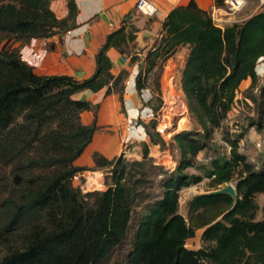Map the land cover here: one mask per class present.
Masks as SVG:
<instances>
[{
  "label": "trees",
  "instance_id": "obj_1",
  "mask_svg": "<svg viewBox=\"0 0 264 264\" xmlns=\"http://www.w3.org/2000/svg\"><path fill=\"white\" fill-rule=\"evenodd\" d=\"M52 1L0 0V264H264V217L256 219V195L264 194V161L256 168L239 151L245 131L223 133L228 155L211 141L246 79L250 83L241 94L257 114L249 124L264 128V83L259 85L256 71L264 60V10L221 27L194 0L172 8L139 66L136 88L139 92L149 73L186 48L180 85L200 130L172 136L180 153L172 170L155 165L146 144L143 161L94 152L93 168L104 171L106 188L83 191L74 185V176L91 167L74 161L98 129L97 106L73 95L105 88L123 104L128 72L114 75L106 52L110 47L128 51L137 28L126 18L108 34L96 53L95 71L86 79L38 75L22 59L21 48L31 39H47L75 26V0H67L63 18L52 11ZM214 5L222 6L223 0ZM85 110L94 112L90 125L81 121ZM151 110L145 132L152 145L165 150L167 143L156 130L157 108ZM208 150L213 156L203 174H187L196 156ZM146 160L152 162L147 169L160 176L152 193L140 189L146 182ZM135 164H140L141 178L129 172ZM203 177L210 188L188 200L184 217L179 193ZM231 182L236 198L210 193ZM136 201L141 202L138 211L133 209ZM197 230H202V245L188 248L186 242Z\"/></svg>",
  "mask_w": 264,
  "mask_h": 264
},
{
  "label": "crops",
  "instance_id": "obj_2",
  "mask_svg": "<svg viewBox=\"0 0 264 264\" xmlns=\"http://www.w3.org/2000/svg\"><path fill=\"white\" fill-rule=\"evenodd\" d=\"M137 0H75L77 14L75 26L65 33H58L47 39H31L21 48L22 59L32 66L38 75H70L77 80L90 77L95 71V56L103 45L106 37L118 29L122 21L129 18L137 28L134 41L128 46V51L121 52L110 47L106 54L112 62V73L128 72V78L123 92V104L115 93L107 95L105 88L98 91L82 90L73 95L97 106L95 122L98 129L93 133L90 143L83 153L74 161L76 166L91 167L77 174L73 180L75 186L83 191L95 184L100 189L105 188L104 172L94 167L92 154L101 153L112 159L126 150L136 155L142 154V145L148 146L149 152L158 145H152L145 132L144 123L152 118L151 107L153 97L158 96L147 83L138 92L136 76L139 66L144 65L145 56L154 43L160 38L162 23L169 11L179 5H185L190 0H153L158 12L153 17H146L137 12ZM204 10H211L214 0H194ZM58 18L68 13L67 0H53L50 4ZM136 57L134 62L131 57ZM256 71L261 81H264V60H260ZM175 74H170L174 78ZM180 82V73L177 75ZM250 83L249 79L241 82L239 91H243ZM172 88V87H171ZM181 91V87L179 85ZM161 92L169 90L161 86ZM81 121L90 125L94 119L93 110H85L80 114ZM136 119L140 126L128 129L127 119ZM136 150V151H135ZM160 150V149H159ZM151 157V156H150Z\"/></svg>",
  "mask_w": 264,
  "mask_h": 264
},
{
  "label": "rangeland",
  "instance_id": "obj_3",
  "mask_svg": "<svg viewBox=\"0 0 264 264\" xmlns=\"http://www.w3.org/2000/svg\"><path fill=\"white\" fill-rule=\"evenodd\" d=\"M261 10H264V4H262L260 0H245V4L242 9L235 13L234 16H232L226 23L223 24V26L231 22L242 21ZM186 54V48H179L170 59H168L162 65H158L151 73L146 76L145 79V83H147V85L158 94V96L153 97L154 107L157 108V113L155 115L157 121L156 130L160 132L161 136L167 143L165 150L152 148L148 155L155 160V165L162 164L166 167V169L169 170L174 169L180 160V153L175 142L172 140V136L175 133L183 130H200V126L189 115L184 94L182 89L181 91L179 89L180 82L177 75L180 73L181 78V69L183 68ZM171 73L175 74V76L174 78L169 79ZM259 83V85H262L264 81L260 80ZM161 86H166V88L169 90H166L163 93L160 90ZM241 93V91L238 92L236 104L229 112L222 127L216 129L213 132L211 141L218 146L220 153L228 155L229 146L222 140L223 133L228 131L230 134H238L241 131H245L244 136L239 143V151L244 153L248 160L253 163L256 168H259L264 161V128L262 131H258L255 126H250L249 122L251 119H257L255 106L253 103L246 101ZM258 143L259 146L257 145ZM124 155V158L128 161L135 162L143 161L144 159L142 154L136 155L132 151L128 150L124 152ZM211 156H213V152L211 150L200 152L194 160L195 166L186 168L185 172L187 174L202 175L203 168L205 164H208ZM144 163L145 165L143 170L141 169L140 164L130 165L128 167L130 174L136 176L137 178H141L143 175H141L138 171H147V168L152 165V162L149 160H146ZM159 177L160 176L157 174L151 173L148 170L146 176L144 177L146 182L143 186H141L140 189L145 193L155 192V184ZM103 183L105 186L104 180ZM227 184L233 185L232 182ZM225 185L219 187H223ZM93 187L98 186L93 184L89 187L90 189H87V191L97 189H92ZM105 188L101 187L100 190ZM209 188V179L203 177L202 180L197 184H193L189 187L181 189L179 193V212L184 217H186L188 200L196 194L207 192ZM256 201L259 205L256 219H262L264 217V194H257ZM140 207L141 202L136 201L133 209L134 211H138ZM201 234L202 230H197L194 236L187 240L186 246L191 249H197L201 247ZM132 235L133 228L131 227L129 230V241L131 240Z\"/></svg>",
  "mask_w": 264,
  "mask_h": 264
},
{
  "label": "built area",
  "instance_id": "obj_4",
  "mask_svg": "<svg viewBox=\"0 0 264 264\" xmlns=\"http://www.w3.org/2000/svg\"><path fill=\"white\" fill-rule=\"evenodd\" d=\"M264 4V0H260ZM245 4V0H223L222 6H213L210 10L213 21L218 26H223L232 16L242 9ZM137 12L146 17H153L158 12V7L153 0H137L135 4ZM254 93H257L258 88H255ZM126 126L128 129H135L139 125L136 119H127ZM259 146V143L257 144ZM77 174L74 176V180H77Z\"/></svg>",
  "mask_w": 264,
  "mask_h": 264
},
{
  "label": "water",
  "instance_id": "obj_5",
  "mask_svg": "<svg viewBox=\"0 0 264 264\" xmlns=\"http://www.w3.org/2000/svg\"><path fill=\"white\" fill-rule=\"evenodd\" d=\"M210 193H213V194H229L233 198H236V191H235V188L232 184H227V185L220 187L216 190H212Z\"/></svg>",
  "mask_w": 264,
  "mask_h": 264
}]
</instances>
